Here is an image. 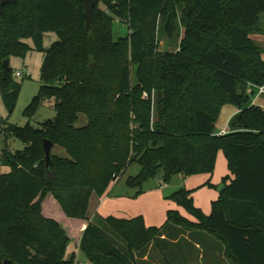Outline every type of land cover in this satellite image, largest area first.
<instances>
[{"label":"trees","instance_id":"16d2710c","mask_svg":"<svg viewBox=\"0 0 264 264\" xmlns=\"http://www.w3.org/2000/svg\"><path fill=\"white\" fill-rule=\"evenodd\" d=\"M96 3L90 29L82 0H17L0 16L7 108L16 107L21 82L3 61L25 57L32 39L45 52L42 85L24 113L34 118L46 100L56 110L36 127L2 121L6 138L25 146L1 155L10 170L0 173V264H75V252L66 255L72 233L90 264H138L136 253L169 242L162 239L169 226L204 233L235 262L250 264V249L264 243V109L248 89L264 84L263 49L251 37L260 31L264 0ZM161 20L169 33L182 25L175 52L158 49ZM116 22L127 26L126 35L116 34ZM49 31L58 39L44 49ZM226 103L239 111L227 134H219L215 122ZM80 114L87 116L82 127L76 126ZM46 139L67 154L52 150V167ZM219 151L234 178L205 183L220 192L210 214L195 206L193 190L181 187L169 196L195 222L174 209L162 227L147 226L141 215L88 220L91 196L102 197L133 162L141 168L126 183L138 196L160 170L166 181L174 174L212 176Z\"/></svg>","mask_w":264,"mask_h":264},{"label":"crops","instance_id":"0c3cea01","mask_svg":"<svg viewBox=\"0 0 264 264\" xmlns=\"http://www.w3.org/2000/svg\"><path fill=\"white\" fill-rule=\"evenodd\" d=\"M259 105L262 106L261 104ZM220 130L217 129V132ZM227 166V158H225L223 151H219L212 176L202 174L195 182L194 180L192 181L194 184L186 186L189 190L195 187L198 188L196 192H193L194 204L200 207L205 214L211 213V204L220 194L216 187L206 186L205 183L211 180L212 184L220 185L222 179L228 175L233 179L234 174L230 172ZM216 168H218V174L215 176ZM183 177L186 178L187 176L183 175ZM213 177L215 178L212 179ZM119 180L120 178L115 182V186L111 189L112 191H107L102 197H98L95 194L91 196L88 207V220L93 221L96 217L103 218L110 215L117 218L131 219L141 215L147 226L162 227L166 224L168 210L174 209L178 210L189 220L196 221L194 217L185 213L186 209L184 207H180L176 202L165 198L160 188L165 186L167 182L164 183L160 180L158 185L153 184L147 187L142 194L132 198L134 191L127 192L124 189L118 192V195L111 193L116 189ZM162 239H168L170 242L151 243L146 252L140 255L136 253L138 264H238L225 253V249L221 248L215 239L201 232L178 231L174 226H169ZM183 240H185V244L181 245ZM193 246L196 249H201L202 252L199 257H192V254H190ZM249 253H253V260L250 264H264V243L255 245V247L250 249Z\"/></svg>","mask_w":264,"mask_h":264},{"label":"rangeland","instance_id":"374dc122","mask_svg":"<svg viewBox=\"0 0 264 264\" xmlns=\"http://www.w3.org/2000/svg\"><path fill=\"white\" fill-rule=\"evenodd\" d=\"M164 27H165V21L161 20L160 25L158 27V30H159V32H158L159 33L158 34V41H159L158 49H160V51L162 50V51L175 52L179 49V44H180V41H181L182 36H183L182 25L179 23L176 26L175 30L172 31V33L166 32ZM259 30L260 31L255 32L251 37L255 41V43L262 46L263 53H264V14L261 17ZM115 32H116V34L126 35L128 32L127 26L116 22ZM44 36H45L44 44H43L44 49H48L49 46L51 45V43L58 39V36L52 31L45 33ZM27 43L32 47V49L27 52L28 54L25 57L18 56V57L10 58V67H11V69L14 70V80L17 82H21V90H20L19 97L17 100L18 101L17 105L13 109V111H11V112L7 108L5 101H3L2 94L0 91V127H2V124H3L2 121L3 122L8 121V122L17 124L19 126L20 125L23 126V125H25L31 121V124L34 127H36V126H40L41 123L44 122L45 120L52 119V117L56 116L55 115L56 110L53 107V100H46L43 104H41L40 107L37 109L36 114L34 115L35 117L32 119L29 116H26L24 113L25 109L32 103V101H33L32 99L35 97V95L39 92V90L41 88V85H42L41 79H40L41 71H42L41 65H42V62H43V59L45 56V52L35 49L34 41L32 39H28ZM263 56H264V54H263ZM23 67H25L30 72V76H28V77H22V76L17 77L16 72L18 70L22 69ZM135 70H136V67L133 68V81H134V83L137 82L136 78H135V74H134ZM253 88L255 89L256 92L253 93V95H252V101L254 100L257 104L259 103L264 107V92L259 93L258 87L256 88L253 85H249V88H248L249 92ZM154 95L155 94L153 92L152 93V96H153L152 105H154V103H155V96ZM142 97L144 100L149 99L147 92H144ZM237 111H238V108L232 103H226L225 105H223L221 107L220 115H219L217 121L215 122V126L217 127V129L220 130L223 127H227V124L229 123L230 119L232 118L233 115H235L237 113ZM153 112H154V110H153ZM157 119H158L157 112H154L153 120L156 121ZM86 123H87V116L85 114H80V119L76 123V126L82 127ZM229 130H230V127H229ZM24 146H25V143L22 140H20L19 138H16V137L6 138V135L4 133H2V131H0V173H6V171L10 170V167L8 165H6V166L1 165L2 153L5 150L15 152L17 150H21ZM53 147H54L53 148L54 153L60 154V155H67L65 149H63L62 147H59L57 145H55ZM140 168H141V166L139 163L133 162V164L127 169V171L122 176H120V180H119V183H118L116 189L113 190V192H111V193H113V195H116V194L118 195L119 194L118 192H121V190L125 189V190H127V192L128 191H134V195H132V198L137 197L135 195L136 194V192H135L136 188L129 187L126 182H127L128 176H133V175L137 174L140 171ZM227 168H228V166H227ZM202 174H206V173H196V175H190V176H187L186 178L183 177V175L174 174L169 181H166L163 170H160L158 172V174H156L154 177L149 178V180L144 185V190L147 187L152 186L153 184L158 185L160 183V180L164 183L167 182V184L165 186H162V188H160V191H162L164 193V196L166 199L172 200L171 198H169V196L172 195V193H174L175 190H177L181 186H184L186 188V186L194 184L195 180H197V178L202 176ZM217 174H218V168H216L215 176ZM214 178L215 177H213L212 179H214ZM193 180H194V182L192 183ZM115 182L111 183V185L109 186L107 191H110L111 189H113V187L115 186ZM197 189L198 188L195 187L194 189H190V190H193L194 192H196ZM144 190H143V192H144ZM124 192H126V191H124ZM94 194L96 196H98L96 193H94ZM98 197H100V196H98ZM172 201H174V200H172ZM185 213L187 215H190L188 213V211H185ZM190 216H192V215H190ZM103 228L106 230V226ZM71 235H72V239H71V243L67 249L66 255L69 257V256H71L72 252H75L76 261H79L82 264H90L89 259H87V257H85L80 252L79 243L76 241L74 233H72ZM169 242H170V240H169ZM183 244H185V240H183V242L181 243V245H183ZM220 246H221V248L223 247L222 245H220ZM201 252L202 251L200 248L196 249L194 246L190 250V254H192V257H199L201 255L200 254Z\"/></svg>","mask_w":264,"mask_h":264},{"label":"water","instance_id":"95a60500","mask_svg":"<svg viewBox=\"0 0 264 264\" xmlns=\"http://www.w3.org/2000/svg\"><path fill=\"white\" fill-rule=\"evenodd\" d=\"M17 0H0V16L1 14L4 12L5 10V5L9 4V3H16ZM84 3V15H85V19H86V27L87 29H90L92 27L93 24V13L94 10L96 8V0H82ZM4 67L8 68L10 66V59L7 58L3 61ZM43 147L46 150V163L48 166L52 167L53 163L51 162V154H52V150H53V143L46 139L43 142ZM3 264H11V260H6Z\"/></svg>","mask_w":264,"mask_h":264},{"label":"built area","instance_id":"2783aa9c","mask_svg":"<svg viewBox=\"0 0 264 264\" xmlns=\"http://www.w3.org/2000/svg\"><path fill=\"white\" fill-rule=\"evenodd\" d=\"M16 76L17 77H19V76L28 77V76H30V72L25 67H23L22 69H20L16 72ZM258 92L259 93L264 92V84L261 86H258ZM253 103L256 104V102L254 100H253ZM228 131H229V127L227 126L223 129H221L218 133L219 134H227ZM75 264H82V263L79 261H76Z\"/></svg>","mask_w":264,"mask_h":264}]
</instances>
